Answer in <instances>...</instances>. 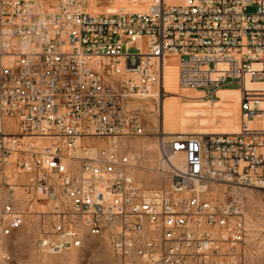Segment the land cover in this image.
Returning <instances> with one entry per match:
<instances>
[{
	"label": "built area",
	"instance_id": "1",
	"mask_svg": "<svg viewBox=\"0 0 264 264\" xmlns=\"http://www.w3.org/2000/svg\"><path fill=\"white\" fill-rule=\"evenodd\" d=\"M170 58L179 87L199 99L238 85L239 132H165ZM256 117L264 118V0H154L141 12L0 0V174L11 196L22 187L49 204L45 253L92 235L108 240L120 264H244L246 192L264 191ZM140 138L156 141L154 167L133 146ZM143 171L158 183H145ZM0 220L6 234L22 224L13 199Z\"/></svg>",
	"mask_w": 264,
	"mask_h": 264
},
{
	"label": "rangeland",
	"instance_id": "2",
	"mask_svg": "<svg viewBox=\"0 0 264 264\" xmlns=\"http://www.w3.org/2000/svg\"><path fill=\"white\" fill-rule=\"evenodd\" d=\"M154 0H90L91 9L103 12L121 11H145ZM182 2V3H181ZM184 0H172L173 5H181ZM252 9H250L251 11ZM174 59V58H172ZM174 65L169 61V66ZM173 76L168 71V79ZM238 85L232 84L226 89H235ZM169 95L166 98L176 97L170 90L165 89ZM191 90V89H190ZM193 99L182 97L179 105ZM157 125V124H156ZM175 133H184L179 125L171 124ZM224 124L218 120L211 124V128H223ZM184 128H191L186 125ZM203 134V133H200ZM153 143L150 151H144L141 143ZM150 143V144H151ZM135 149L145 153L149 157L148 165L155 166L157 158L156 141L152 138H140L133 142ZM145 183L156 185L157 178L148 171L138 173ZM7 180L4 174H0V211L3 203L8 198L13 199L15 207L23 212L22 224L12 230L9 234L2 231L3 222L0 220V264H120L119 258L112 251L106 238L88 235L83 245L79 248L64 251L59 254H48L39 247L40 237L43 231L49 230L51 217L48 213H42V209H48L49 204L36 200H29V197L22 193L11 196L4 182ZM23 182V178H19ZM252 191V192H251ZM249 190L245 198V214L248 228L247 249L244 264H264V191ZM223 194H215V197L223 198Z\"/></svg>",
	"mask_w": 264,
	"mask_h": 264
},
{
	"label": "bare ground",
	"instance_id": "3",
	"mask_svg": "<svg viewBox=\"0 0 264 264\" xmlns=\"http://www.w3.org/2000/svg\"><path fill=\"white\" fill-rule=\"evenodd\" d=\"M165 1L170 3L172 0ZM169 61L173 62L174 65L169 66ZM168 71H171L174 76L171 79H168ZM177 71V65L174 59H167L164 65V87L165 89L170 90V92L176 96L174 99L164 98L161 103L160 126H163L167 134H177L175 133V129L171 127V124H175V122L179 125V129L186 133V136L198 135L200 133L239 132L241 93L238 88V91H229L227 99L222 101L199 99L198 97L202 95L201 91L190 89L182 90L179 87L177 81ZM253 86H255L254 83L249 81L247 82L248 88H252ZM232 93L236 94L235 97L230 95ZM182 97H188L193 100L184 102L180 106L179 100L182 99ZM145 114L154 123L158 124L155 114L147 111ZM218 120H221V123L224 124V127L214 129L211 128V124H215ZM186 125L191 126V128H184ZM249 126L251 128H264V118L256 117L254 120L249 122ZM150 143H146L145 145L151 150L152 147H154V144ZM6 174L8 177H11L9 178L11 181L17 180V178L20 176L17 172L11 174L10 171H7ZM20 193L27 197V194L24 193L22 187H18L15 192L16 195Z\"/></svg>",
	"mask_w": 264,
	"mask_h": 264
},
{
	"label": "crops",
	"instance_id": "4",
	"mask_svg": "<svg viewBox=\"0 0 264 264\" xmlns=\"http://www.w3.org/2000/svg\"><path fill=\"white\" fill-rule=\"evenodd\" d=\"M226 88H221L220 90L217 91V95H218V99H216L215 101H222L227 99V96L229 95V91H238L237 88L235 89H226ZM237 89V90H236ZM232 97H235V93L230 94ZM239 95V93H238Z\"/></svg>",
	"mask_w": 264,
	"mask_h": 264
}]
</instances>
